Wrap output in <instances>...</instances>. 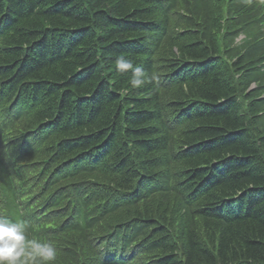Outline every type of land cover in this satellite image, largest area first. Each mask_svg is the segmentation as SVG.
<instances>
[{"label":"trees","instance_id":"16d2710c","mask_svg":"<svg viewBox=\"0 0 264 264\" xmlns=\"http://www.w3.org/2000/svg\"><path fill=\"white\" fill-rule=\"evenodd\" d=\"M0 218L52 264H264V0H0Z\"/></svg>","mask_w":264,"mask_h":264},{"label":"clouds","instance_id":"9594fccd","mask_svg":"<svg viewBox=\"0 0 264 264\" xmlns=\"http://www.w3.org/2000/svg\"><path fill=\"white\" fill-rule=\"evenodd\" d=\"M114 64L118 72H131L129 83L132 88L150 82L144 69L124 55H118ZM29 229L28 221L18 219L13 222L0 218V264H52L55 261L57 250L54 244L30 238Z\"/></svg>","mask_w":264,"mask_h":264},{"label":"bare ground","instance_id":"6f19581e","mask_svg":"<svg viewBox=\"0 0 264 264\" xmlns=\"http://www.w3.org/2000/svg\"><path fill=\"white\" fill-rule=\"evenodd\" d=\"M124 139V138H123ZM106 141V140H105ZM45 164V163H44ZM194 178V177H193ZM93 182V181H92ZM96 183H98V182H96ZM73 184V183H72ZM138 189V188H137ZM236 204V203H235ZM120 206V205H119ZM239 206V205H238ZM166 230V229H165ZM175 230V229H174Z\"/></svg>","mask_w":264,"mask_h":264}]
</instances>
